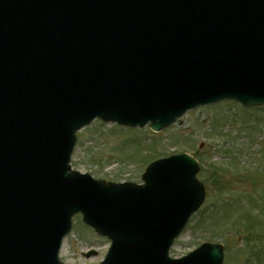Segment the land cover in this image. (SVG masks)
Returning a JSON list of instances; mask_svg holds the SVG:
<instances>
[{
    "label": "water",
    "instance_id": "obj_1",
    "mask_svg": "<svg viewBox=\"0 0 264 264\" xmlns=\"http://www.w3.org/2000/svg\"><path fill=\"white\" fill-rule=\"evenodd\" d=\"M222 99L264 104V0H0V264H61L76 213L111 241L100 264H221L220 245L168 258L204 197L189 156L144 186L68 163L94 118L159 131Z\"/></svg>",
    "mask_w": 264,
    "mask_h": 264
},
{
    "label": "rangeland",
    "instance_id": "obj_2",
    "mask_svg": "<svg viewBox=\"0 0 264 264\" xmlns=\"http://www.w3.org/2000/svg\"><path fill=\"white\" fill-rule=\"evenodd\" d=\"M182 153L199 162L196 178L205 190V199L169 255L179 258L200 244L220 243L223 264H243L244 260L264 264V107L244 108L224 101L187 112L159 133L152 132L149 125L130 128L95 121L77 133L71 166L105 183L142 184L141 176L150 161ZM229 197L238 200L236 205L227 213L220 211L217 205ZM246 214L249 221H259L254 231L260 239L253 243L230 230L242 232L240 223L245 220L240 217ZM226 220L235 221L229 225ZM72 227L62 245L61 262L98 264L109 247L108 240L85 226L80 217L73 218ZM253 250L259 254L255 256ZM88 251L94 254L87 257Z\"/></svg>",
    "mask_w": 264,
    "mask_h": 264
},
{
    "label": "trees",
    "instance_id": "obj_3",
    "mask_svg": "<svg viewBox=\"0 0 264 264\" xmlns=\"http://www.w3.org/2000/svg\"><path fill=\"white\" fill-rule=\"evenodd\" d=\"M213 184H216L215 182H214V180L212 179V181H211ZM225 201V202H224ZM223 201V204H226L225 205V208H224V212L225 213H227V211H228V209L231 207V206H233L234 204L236 205V203H237V199L236 198H232V197H229V200H224ZM254 201V205L255 204H257L256 202H255V200H253L252 199V202ZM220 205V202H219V204L217 205V207ZM223 212V213H224ZM249 212H247V214H248ZM247 214H246V217L245 218H242V217H240V219L242 220V222H243V219L245 220L244 222H247V223H249V225L247 226L246 225V223H244L243 222V225H242V223H240V228H241V231L242 232H240V231H238L237 229L235 230V233H242V235H244V237H245V239L247 240V243H252V242H254V241H256L257 239H260V234H259V232H255L254 231V229L255 228H257V226L259 225V221L256 219V218H253V220H251V221H249V217L247 218ZM245 216V215H244ZM224 217H227L226 216V214H225V216ZM247 218V219H246ZM236 220H239L238 218L236 219ZM227 221V220H226ZM234 221L235 220H233V221H231V222H233V223H231L232 225L234 224ZM254 238V239H253ZM257 254H259L257 251H255L254 252V255L256 256Z\"/></svg>",
    "mask_w": 264,
    "mask_h": 264
}]
</instances>
